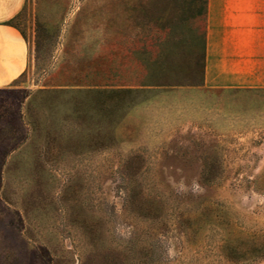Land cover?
Wrapping results in <instances>:
<instances>
[{
  "label": "rangeland",
  "instance_id": "374dc122",
  "mask_svg": "<svg viewBox=\"0 0 264 264\" xmlns=\"http://www.w3.org/2000/svg\"><path fill=\"white\" fill-rule=\"evenodd\" d=\"M204 9L24 1L0 264H264V88L200 87Z\"/></svg>",
  "mask_w": 264,
  "mask_h": 264
},
{
  "label": "crops",
  "instance_id": "0c3cea01",
  "mask_svg": "<svg viewBox=\"0 0 264 264\" xmlns=\"http://www.w3.org/2000/svg\"><path fill=\"white\" fill-rule=\"evenodd\" d=\"M25 0H0V89L23 72L26 48L6 24ZM203 70L205 89L264 88V0H205Z\"/></svg>",
  "mask_w": 264,
  "mask_h": 264
},
{
  "label": "trees",
  "instance_id": "16d2710c",
  "mask_svg": "<svg viewBox=\"0 0 264 264\" xmlns=\"http://www.w3.org/2000/svg\"><path fill=\"white\" fill-rule=\"evenodd\" d=\"M18 17V14L13 17L11 20L7 21L6 24L15 28L18 32L19 30L17 29V27L15 26L14 24V21L16 20V18ZM20 33V32H19ZM21 37H23V35L20 33ZM203 49H204V40H203ZM148 86H176V84H151V85H148ZM111 92H130V90H111Z\"/></svg>",
  "mask_w": 264,
  "mask_h": 264
}]
</instances>
